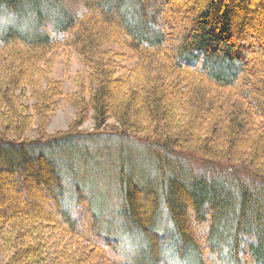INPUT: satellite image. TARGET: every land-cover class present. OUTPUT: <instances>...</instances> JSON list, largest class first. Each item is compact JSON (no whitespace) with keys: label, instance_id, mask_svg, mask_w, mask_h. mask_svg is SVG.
Wrapping results in <instances>:
<instances>
[{"label":"trees","instance_id":"16d2710c","mask_svg":"<svg viewBox=\"0 0 264 264\" xmlns=\"http://www.w3.org/2000/svg\"><path fill=\"white\" fill-rule=\"evenodd\" d=\"M60 49L88 71L75 92ZM60 97L78 117L52 133ZM0 248L264 264V0H0Z\"/></svg>","mask_w":264,"mask_h":264},{"label":"rangeland","instance_id":"374dc122","mask_svg":"<svg viewBox=\"0 0 264 264\" xmlns=\"http://www.w3.org/2000/svg\"><path fill=\"white\" fill-rule=\"evenodd\" d=\"M73 4V3H72ZM53 77L55 79L61 80L63 83L64 92L71 93L75 92L78 89L80 83L86 81L88 79V71L85 66L82 64L80 56L77 51L73 49H60L58 56L54 62L53 67ZM58 107L54 113L51 114V119L48 124L49 132H56L58 130H67L70 127L72 121L78 117L76 108L67 103L63 97L57 99ZM95 126V121L93 119V113L90 114V117L85 121V123L81 126L82 129H92ZM34 135V132L32 136ZM113 140L119 139V137H110ZM125 142H130L134 145L133 149L135 152L140 153L143 150V154H147L148 151L144 149L143 144L137 141H126V139H122ZM126 158H130V152L127 151ZM136 156V154H135ZM139 155L137 154V157ZM56 241L55 248L51 249V255L49 258H54L57 254L61 252L59 247L65 246L66 242L69 239L63 235H55L54 238ZM59 250V251H57ZM7 253L2 251L0 248V264H4L7 259Z\"/></svg>","mask_w":264,"mask_h":264}]
</instances>
